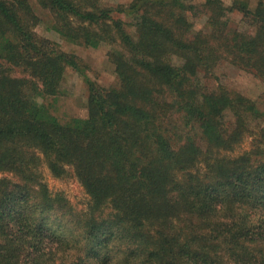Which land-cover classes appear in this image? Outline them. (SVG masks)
<instances>
[{
  "label": "trees",
  "instance_id": "obj_1",
  "mask_svg": "<svg viewBox=\"0 0 264 264\" xmlns=\"http://www.w3.org/2000/svg\"><path fill=\"white\" fill-rule=\"evenodd\" d=\"M195 1L36 0L65 42L114 46L116 83L86 79V116L61 123L37 99L81 67L35 34L29 0H0V264H264V92L214 73L227 62L264 83V0ZM42 164L76 179L85 210L49 191Z\"/></svg>",
  "mask_w": 264,
  "mask_h": 264
},
{
  "label": "rangeland",
  "instance_id": "obj_2",
  "mask_svg": "<svg viewBox=\"0 0 264 264\" xmlns=\"http://www.w3.org/2000/svg\"><path fill=\"white\" fill-rule=\"evenodd\" d=\"M132 0H99L100 5L107 8H116L119 5H128ZM225 7H230L234 0H220ZM247 2L253 8L257 0H240ZM34 14L39 22L34 28L35 34L42 39H47L58 46V49L66 54L73 55L79 63L82 73L71 68H66L63 80L60 85L59 95L53 98L37 99L49 107L51 114L56 119L65 123L73 118H84L86 116L87 84L86 79L102 87H110L116 83L114 67L108 60L107 54L114 49V46L102 45L97 49L86 48L81 45L67 43L62 40L53 30L54 20L51 14L38 6L36 0H29ZM200 2L199 0L195 1ZM229 27L234 29L239 26L240 15L237 12L228 14ZM204 18L196 21L195 29L202 27ZM18 72L16 71L15 75ZM217 83L224 88L239 93L244 97L258 101L264 92V83L252 75L241 71L227 62H221L215 69ZM249 139H245L241 146L229 156H237L248 150ZM228 155V154H227ZM43 182L51 193H61L63 198L73 208L80 212L85 210L88 197L81 186L72 176H64L60 179L53 178L44 164L40 167ZM1 178L11 179L9 174H0Z\"/></svg>",
  "mask_w": 264,
  "mask_h": 264
}]
</instances>
